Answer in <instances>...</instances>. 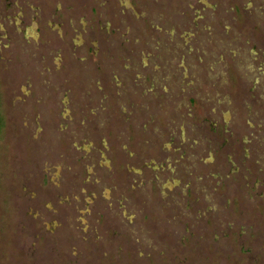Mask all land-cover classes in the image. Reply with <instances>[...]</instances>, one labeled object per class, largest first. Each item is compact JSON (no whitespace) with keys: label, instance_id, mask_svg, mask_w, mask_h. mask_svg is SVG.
Here are the masks:
<instances>
[{"label":"rangeland","instance_id":"374dc122","mask_svg":"<svg viewBox=\"0 0 264 264\" xmlns=\"http://www.w3.org/2000/svg\"><path fill=\"white\" fill-rule=\"evenodd\" d=\"M0 264H264V0H0Z\"/></svg>","mask_w":264,"mask_h":264}]
</instances>
